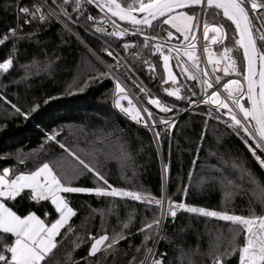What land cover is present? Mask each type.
<instances>
[{
    "label": "trees",
    "instance_id": "obj_1",
    "mask_svg": "<svg viewBox=\"0 0 264 264\" xmlns=\"http://www.w3.org/2000/svg\"><path fill=\"white\" fill-rule=\"evenodd\" d=\"M34 4L40 3L37 0H0V38L10 28L20 31L21 25L22 35L34 33L30 39L16 42L12 38L0 45V62L13 53L14 44L16 57L9 73L0 74V94L29 113L25 119L15 114L10 104L0 100V173L3 169H10L14 174L28 173L43 163H50L62 165L55 170L71 177L74 162L59 147L64 144L86 162L98 167L114 187L149 193L157 198L165 196L164 162L169 168L168 197L172 200L213 210L227 208L230 213L238 215L249 214V200H254L251 191L247 195H236L226 205V189L220 177L227 176L250 189V185L238 179L240 173L232 169V163L242 164L261 183H264V170L248 150L243 133L229 128L225 123L229 121L227 115H221L225 110L217 112L205 104L192 107L194 104H189L187 99L167 97L160 80L163 75L162 60L142 46L135 49L140 53V58H134L131 50L126 52L123 48L125 43L133 44L130 40L108 38L102 41L94 38L90 34L92 22L87 17H96V13L85 4L79 13L72 12L69 7L71 21L61 16L68 28L55 18L47 23L33 20L30 24H24L18 10L31 8ZM196 11L199 12L198 9ZM208 19L209 22L224 24L229 32L234 27L222 15ZM162 27L168 28L167 25ZM148 32L166 35L160 27ZM170 41L180 43L176 38ZM224 44L232 47L233 42L226 40ZM86 46L130 89L137 103L156 114L158 121L161 118L172 120L174 116L182 115L175 128L165 131L162 124L158 125L155 131H160L161 135L157 143L151 130L135 123L117 109L114 106L117 99L116 80ZM220 48L223 47L214 49L221 55ZM106 50L112 51L121 64L127 65L131 71L128 72L125 67L119 70L111 67L116 60L109 57ZM232 55L241 59L239 52ZM144 61L157 65L156 79H153ZM172 64L175 65V58ZM174 72L182 83L191 86L197 93L191 96L190 92L182 89L181 95H187L198 103L202 96L200 84L185 80L179 68H174ZM133 81L146 86L154 97L173 105L174 110L163 113L147 104V97L133 85ZM170 86V82L163 85ZM136 102L133 100L138 107ZM121 103L128 106L127 100ZM37 105L38 108L32 111ZM210 110L212 115H209ZM54 132L59 133L56 141H49L47 137ZM261 155L264 158V154ZM211 177L216 179L212 180ZM73 184L96 186L92 175L86 172L73 180ZM185 187L188 188L187 196L183 191ZM66 195L70 206L77 211L70 221L75 233L66 238L57 237L61 243L55 250L52 264H71L72 261L96 264L97 259L100 264H129L133 256L136 257V264H139L144 259V249L136 251L143 241V234H137V230L145 218L152 219L154 208L149 209L140 202L126 198H101L83 193ZM8 205L21 216L35 212L44 218L45 211L49 213L48 220L58 216L50 202L36 204L18 198L14 202L8 201ZM252 206L257 213L261 212L262 208L256 203ZM130 212L135 213V220L125 230L126 234L130 233L128 239L121 240L106 257L103 254L88 257L92 243L88 235L98 237L105 232L109 235L114 231L119 232L121 222L127 220ZM65 231L63 229L62 233ZM219 232H222L221 244L226 245L231 236L225 222L181 212L175 223L169 217L164 224L163 234L167 239L155 245L149 241L148 247L154 246L156 249L153 258L166 254V264H189V261L191 264H211V243ZM77 236L85 242L74 248L72 241ZM239 242L242 243V237ZM69 254L71 260L68 259ZM230 264H238V254L231 258Z\"/></svg>",
    "mask_w": 264,
    "mask_h": 264
},
{
    "label": "snow or ice",
    "instance_id": "obj_2",
    "mask_svg": "<svg viewBox=\"0 0 264 264\" xmlns=\"http://www.w3.org/2000/svg\"><path fill=\"white\" fill-rule=\"evenodd\" d=\"M85 3L94 4L109 17L113 29L108 32L109 36L123 38L131 32L133 36L143 37L142 45L129 43L123 45L126 52L131 50L134 58H140V53L135 49L141 46L152 51L153 55L160 56L163 67V75L160 77L161 86L167 97H174L177 100L187 99L189 104L197 103L189 96L181 95L182 89L190 92L191 96H196L197 93L192 90L191 86L180 81L178 74L173 71L174 68L180 69L185 80L198 82L202 93L199 103L209 105L210 108L214 107L217 112H221L222 109L226 110L221 112V115H227L230 123L229 121L225 123L229 128L243 133L248 150L260 168L264 170V158L261 155L264 154V22L259 19V13L264 11V0H48L47 4H34L31 8H19L18 16L24 18V24H30L33 20L47 23L50 19H59L61 16L71 21L72 15L69 7L72 12L79 13ZM196 9H199V12ZM221 15L230 22L231 26H234L231 32L225 28L224 24L209 22V17L214 19ZM87 19L98 25L95 29L97 32L106 31L105 28L99 26L96 17L89 15ZM117 20L130 25L131 29L121 27ZM164 25L168 28H163ZM145 27L153 30L160 27L166 35H160L159 32L146 33ZM172 29L179 34L175 38L180 43L165 49L159 41L166 42L173 39ZM22 31L23 25L20 26V31L10 28L0 38V45H4L12 38L19 42L23 39H30L34 35V33L22 35ZM200 31L206 42L204 51L207 54L208 64L212 65L211 75L214 76V80L209 78L210 73L207 69L201 67L200 58L195 52L197 44L194 42L198 40L196 33ZM209 33L213 35L210 37ZM226 40L233 42L232 47L224 44ZM209 41L211 44H219L223 47L220 59H213L214 54L207 43ZM13 49V53L0 62V74H7L13 68L16 58L15 44ZM182 49L183 56L191 62V67L181 57ZM234 52H239L241 59L233 56ZM106 53L116 60V64L111 67L117 70L125 67L128 72L131 71L127 65L121 64L112 51L106 50ZM173 53L176 54L175 57ZM173 58H175V65L170 63ZM221 60L225 62L222 69L219 67ZM144 63L148 64V70L153 74V79H156L157 65L148 61ZM218 71H222L223 76L215 75ZM232 76L238 78L225 80V77ZM169 82H171L170 87H163ZM133 85L147 97V104L154 106L160 112L169 113L174 110L173 105L167 104L159 97H154L146 86L136 81H133ZM115 95L117 99L114 106L135 123L149 130H155L160 124L166 125L168 130L175 127L174 120L161 118L158 121L156 114L148 107H137L118 80L115 83ZM0 100L10 104L15 114L24 116L25 119L28 118L29 113L22 111L11 101H7L3 94H0ZM123 100H127V107L121 103ZM37 108L38 105L32 111ZM237 112L240 114L239 117ZM209 115H212L211 110ZM219 118L218 116L217 119ZM57 135L59 133L54 132L47 139L56 141ZM154 135L159 140L161 133L157 130L154 131ZM59 147L74 162L71 177L55 170L57 166L62 167V165L50 163H43L28 173L14 174L10 169H3L0 173V264H52L55 250L61 243L57 237L66 238L69 234L75 233L70 221L77 215V211L70 206L66 195L73 193L90 194L101 198H126L133 202H140L149 209H155L152 219L145 218L142 226L137 230V234H143V241L136 251L144 249V259L140 260L139 264H146V262L166 264V254L153 258L156 256V249L154 246L148 247V242L152 241L155 245L160 240L167 239L163 234L164 224L169 217L175 223L178 213L181 212L214 218L228 225L231 239L227 240V244L222 245L220 242L222 232H219L211 243L212 251L209 252L211 264H230L231 258L237 254L238 264H264V183H261L242 164L233 162L231 167L234 171H239L238 179L250 185V189L244 188L239 182L227 176H221L220 180L226 189V205L236 195H247L249 190L251 191L254 200H249L248 215L230 213L227 208L213 210L196 207L186 202H176L163 195L157 198L149 193L114 187L98 167L86 162L79 154L66 148L64 144H60ZM258 152L261 154H257ZM165 171H167V165H165ZM217 171L220 170L217 169ZM85 172L92 175L95 187L74 186L73 180ZM189 176L191 177V173ZM211 179L215 180L216 177H211ZM183 191L187 196L188 188L185 187ZM18 198L28 199L36 204L50 202L58 216L54 220H48L47 211L44 213V218L35 212H29L24 216L18 215L8 205V201L14 202ZM253 203L262 208L261 212L257 213L256 208L252 206ZM134 220L135 213L130 212L127 220L121 222L119 232L114 231L111 235L105 232L98 237L89 234L88 240L92 243L88 257H97L98 254L106 257L110 254V250L114 251L121 240L128 239L130 233L126 234L125 230ZM63 229L66 231L62 233ZM241 237L242 243L239 242ZM84 242L77 236L72 244L74 248H78ZM88 257L85 259L87 260ZM68 259L71 260L70 254ZM71 264H77V262L72 261ZM89 264H91L90 261ZM96 264H100L99 259L96 260ZM129 264H136L135 256Z\"/></svg>",
    "mask_w": 264,
    "mask_h": 264
},
{
    "label": "built area",
    "instance_id": "obj_3",
    "mask_svg": "<svg viewBox=\"0 0 264 264\" xmlns=\"http://www.w3.org/2000/svg\"><path fill=\"white\" fill-rule=\"evenodd\" d=\"M39 2H40V4H45V3L41 2V1H39ZM85 5H86V7L90 8L92 11H95L96 18H97V22H98L99 26H101V27H103V28L106 29V31H104V32H97L95 29H96V27L98 25L97 24H94L92 22V28L90 30V34L92 36H94L96 39H99V40H102L103 41V40H106L108 38H113V39L118 40V41L119 40H121V41L130 40L133 44H140V43H142L143 37L142 36H133V35H131V32L129 33V35H127V36H125L123 38H116V37L109 36L108 35V32H111L113 30L112 29V26H111V23H110V20H109V17L106 16L104 12L100 11V9L96 8V6L94 4L93 5H90V4L85 3ZM259 19H260L261 22H264V11H262V12L259 13ZM121 27H127V26L121 25ZM128 28L131 29V27H128ZM149 30L150 29L145 28V32L146 33H149L148 32ZM197 37H198V40L195 41V43L197 44L196 50H197V52L199 54L200 61L203 64V68H206L207 71L210 73V77L209 78H211V79L214 80V76L211 75L212 71H211V68H210V66H209V64L207 62V56H206V53L204 51V47H205V43L206 42L204 41V38L202 36V31L197 32ZM159 42L164 45V48L165 49H167L168 47L177 46L179 44L177 42H173V41H170V40H167L166 42L165 41H159ZM224 43H225V41H224ZM219 46H221V45H219V44H211V48H216V47H219ZM137 49L138 48H136V50ZM182 51H183V49L181 50L180 55H181V57L183 58L184 61H187V58L185 56H183ZM173 54H175V53H173ZM157 57L160 58V56L158 54H157ZM187 63H188V66L191 67V62L190 61H187ZM114 79L120 81V79H118L117 77L114 78ZM222 95L223 96H226L225 93H222ZM133 100H135V99H133ZM198 104H202V103H199V102L198 103H195L192 107H195ZM174 121H176V119Z\"/></svg>",
    "mask_w": 264,
    "mask_h": 264
},
{
    "label": "rangeland",
    "instance_id": "obj_4",
    "mask_svg": "<svg viewBox=\"0 0 264 264\" xmlns=\"http://www.w3.org/2000/svg\"><path fill=\"white\" fill-rule=\"evenodd\" d=\"M38 2L39 1H41V2H44V3H46L47 4V1L46 0H37ZM40 3V2H39ZM199 10V9H198ZM57 20H59L64 26L66 25L65 24V21L60 17L59 19H57ZM210 23H215V24H220L219 22H216V21H210ZM68 28V27H67ZM173 30V33H174V38L176 37V36H178L179 34H177V33H175V30L174 29H172ZM196 35H197V33H196ZM213 34L212 33H209V36L211 37ZM94 37V36H93ZM95 38V37H94ZM181 39H182V37H181ZM195 43V42H194ZM208 43V47L210 48V50L212 51V53L214 54L213 55V59L214 60H216V59H220V54H218L217 53V51L214 49V48H211V44H210V41L209 42H207ZM220 50H221V54H222V52H223V48H220ZM195 52H196V55L199 57V54H198V52H197V50H195ZM182 54H183V51H182ZM173 55V57H175V54H172ZM93 56H95L96 58H97V56L96 55H93ZM206 56H207V54H206ZM187 58V57H186ZM99 59V58H98ZM97 59V60H98ZM174 59V58H173ZM101 64H102V66H104L106 69H107V71L110 73V75H111V77L112 78H115V77H117L113 72H112V70L108 67V66H106V64L101 60V59H99L98 60ZM171 64H172V61L170 62ZM224 61L223 60H221V63H220V65L221 66H224ZM209 66H210V68H211V71H212V65H210L209 64ZM201 67L203 68V64H202V62H201ZM173 71H174V69H173ZM215 75H221V76H223V72L222 71H220V73H215ZM225 78H228L229 79V77H225ZM231 78H238V77H235V76H232ZM225 80H227V79H225ZM117 81V80H116ZM119 81V80H118ZM122 81L120 80V83H121ZM171 83V82H170ZM122 85H123V83H121ZM124 86V85H123ZM125 87V86H124ZM126 89V88H125ZM126 94L128 95V91H127V89H126ZM129 96V95H128ZM129 98H131L130 96H129ZM132 101H133V99H132ZM139 104V103H138ZM141 105V104H140ZM142 106V105H141ZM140 108V107H139ZM142 108H143V106H142ZM214 108V107H213ZM223 110V109H222ZM226 111V110H225ZM224 111V112H225ZM182 117V115L181 116H174L173 117V119L172 120H175L176 119V121H175V125H176V123H177V121H179L180 120V118ZM164 128H165V131H168V129H167V126L166 125H162ZM175 128V127H174ZM90 145H91V143H89ZM162 167H163V172H164V178L165 179H168L169 178V168L167 167V171H165V164H164V162L162 163ZM148 264H149V262H147Z\"/></svg>",
    "mask_w": 264,
    "mask_h": 264
},
{
    "label": "water",
    "instance_id": "obj_5",
    "mask_svg": "<svg viewBox=\"0 0 264 264\" xmlns=\"http://www.w3.org/2000/svg\"><path fill=\"white\" fill-rule=\"evenodd\" d=\"M44 3V2H43ZM46 4V3H45ZM110 15V14H109ZM112 19H116V18H112ZM117 23H119V24H121V25H124V26H127V27H131L130 25H128V24H126L125 22H121V21H118L117 20ZM154 23H156V22H154ZM146 28V27H145ZM86 48H87V50L92 54V55H95L94 53H93V51L89 48V47H87L86 46ZM98 59V58H97ZM99 60V59H98ZM219 67L222 69L223 68V66H221V65H219ZM107 68V67H106ZM217 73H220V71H218ZM116 78V77H115ZM121 83H123V82H121ZM123 85L125 86V88L127 89V91H128V94H129V96L130 97H132V99H135L134 101H136V98L131 94L132 92L130 91V89L123 83ZM137 103V102H136ZM138 104V103H137ZM138 107H140V108H142V106L140 105V103L138 104ZM152 131V133H153V135H154V131L155 130H151ZM154 138L156 139V137H155V135H154ZM156 142L158 143V140L156 139ZM168 182H169V178L167 179V186H166V190H165V197H168ZM148 264V263H147Z\"/></svg>",
    "mask_w": 264,
    "mask_h": 264
},
{
    "label": "bare ground",
    "instance_id": "obj_6",
    "mask_svg": "<svg viewBox=\"0 0 264 264\" xmlns=\"http://www.w3.org/2000/svg\"><path fill=\"white\" fill-rule=\"evenodd\" d=\"M237 115H238V117H239V113L237 112ZM165 184H166V186H167V179H165Z\"/></svg>",
    "mask_w": 264,
    "mask_h": 264
}]
</instances>
